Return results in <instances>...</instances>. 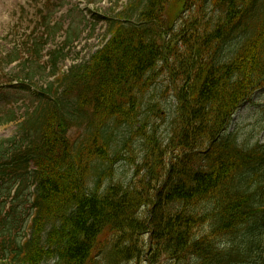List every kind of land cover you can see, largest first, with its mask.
<instances>
[{
  "label": "trees",
  "instance_id": "obj_1",
  "mask_svg": "<svg viewBox=\"0 0 264 264\" xmlns=\"http://www.w3.org/2000/svg\"><path fill=\"white\" fill-rule=\"evenodd\" d=\"M107 18V42L66 73L54 57L53 81L0 141V264H88L106 230L120 234L107 264L161 252L171 264H264V145L228 132L264 87V0H131ZM161 72L174 100L164 140L147 129L150 113L161 117ZM136 141L140 166L115 181ZM25 216L28 234L9 235Z\"/></svg>",
  "mask_w": 264,
  "mask_h": 264
},
{
  "label": "rangeland",
  "instance_id": "obj_2",
  "mask_svg": "<svg viewBox=\"0 0 264 264\" xmlns=\"http://www.w3.org/2000/svg\"><path fill=\"white\" fill-rule=\"evenodd\" d=\"M126 3L127 0H0V60L17 50L18 57L23 62L22 66L12 64L0 70V119H4L10 111L14 112L16 118L12 123L0 125V140L16 135V126L23 120L26 110L35 107L33 97L26 92L10 89L8 82L26 75H32L33 78L32 83H27L30 88L46 86V83L52 82L50 69H46L51 64L52 51H55L54 55H58L57 67L60 73L86 61L103 45L106 37V27L103 23H94L92 14L97 12L113 15ZM169 13L171 14L165 9L164 17ZM176 25L178 26V22ZM68 37L71 39L70 43L67 41ZM41 39L46 43L40 55L36 56L33 46ZM175 49H180V46L175 44ZM160 75L154 99L160 102L161 116H164L165 120L161 121V118L150 113L147 129L150 131L155 127L158 137L164 140L166 133L169 134L168 122L174 108V100L168 91L169 75L166 72H161ZM13 84L15 85V82ZM163 104L165 107H162ZM230 130L237 133L241 143L264 145V89L256 91L252 99L238 110ZM130 134L131 132L124 137L128 138ZM142 154L141 146L138 144L132 154L123 156V159L119 160L112 169L114 180L119 179L122 183L129 181L141 164ZM28 213L32 211L28 210ZM20 223L24 227L18 226L15 230L18 231L19 236L28 231L24 220L21 219ZM119 236L120 234L114 231L104 232L97 240L95 245L97 251L88 264H107V255ZM140 238L144 237H138ZM2 239H0L1 243H3ZM143 248L149 250L153 247L146 240ZM125 264L131 263L127 260ZM152 264H171V262L170 258L161 252Z\"/></svg>",
  "mask_w": 264,
  "mask_h": 264
}]
</instances>
